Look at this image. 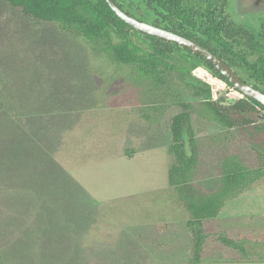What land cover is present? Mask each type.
<instances>
[{
  "label": "rangeland",
  "instance_id": "rangeland-1",
  "mask_svg": "<svg viewBox=\"0 0 264 264\" xmlns=\"http://www.w3.org/2000/svg\"><path fill=\"white\" fill-rule=\"evenodd\" d=\"M117 1L142 21L174 27L229 55L245 81L263 86L246 66L264 68V39L257 37L251 47L243 35H226L231 18L216 12L202 16L221 1L186 0L195 11L175 16L147 0ZM129 38L132 47L158 60L162 84L137 79L131 65L0 0V264H189V216L168 183L174 161L171 118L183 102L228 104L244 95L181 46L134 31ZM157 48L170 51L161 55ZM46 100L51 129L59 125L48 133V146L37 148L34 161L23 131L29 126L26 113L31 102ZM78 102L85 108L76 109ZM78 111L83 123H77ZM20 114L25 126L14 128ZM193 127L200 154L195 179L206 188L216 186L217 162L229 149L255 161L245 132L221 130L196 113ZM62 129L70 132L64 145ZM76 150L87 151L94 164L71 173V166L82 163L79 152L72 157ZM27 169L32 186L28 175H20ZM68 178L71 187L63 181ZM105 199L114 202L108 205L114 210L94 203ZM162 224L163 235L157 232ZM207 231L201 264H264V178L228 201ZM220 233L241 240L253 261L222 243Z\"/></svg>",
  "mask_w": 264,
  "mask_h": 264
},
{
  "label": "trees",
  "instance_id": "trees-1",
  "mask_svg": "<svg viewBox=\"0 0 264 264\" xmlns=\"http://www.w3.org/2000/svg\"><path fill=\"white\" fill-rule=\"evenodd\" d=\"M6 1L13 7L20 9L26 16L44 22L55 23L66 34L73 37L83 38L90 43L94 49L104 52L114 61L131 65L135 71V77L137 79L152 80L156 85L163 83V78L158 68V60L131 46L129 38L131 32H139L158 42L180 46L175 42L135 29L118 16L106 0ZM113 1H115V3L129 15L134 16L117 0ZM147 3L149 6H156L167 11L171 16L179 15L180 11H186L188 13L195 11L193 9V4H190L189 1L186 0H147ZM171 16L168 18L170 19ZM155 25L158 26L159 24ZM165 28L195 40L204 47L218 54L232 68L236 66L235 61L229 57V55L210 48L205 42H202L191 34L181 32L174 27ZM113 34L121 37L122 40L115 42L112 38ZM226 35L230 38H233L236 35H243L247 37L251 47H254L256 44L253 35L246 31H242L239 27L234 25V23H231V26L226 31ZM183 48L202 59L221 79L234 87L209 60L186 47ZM169 51L170 50L158 48L156 50V52L161 55ZM246 67L249 76L254 77L263 85L260 87L257 84H253V86L264 92V68L261 66H253L251 64H248ZM195 93L197 95L202 94L199 91H196ZM49 104L48 100L45 102H31L29 112L26 113L29 126L23 131H26V134L29 135L31 142V145L29 144V159H33L34 161H37V148L39 147L40 150H42L41 146L45 148L47 145L46 140H48V133L56 129V126L59 125L55 123V127L51 129L48 120L49 113L47 110ZM60 104L61 103H58V105ZM77 104L79 105L81 103L78 102ZM180 106L181 110L172 116L170 122V132L172 137L170 152L174 155V161L168 170V183L169 188H172L173 190L172 193H176L180 201L179 203L184 206V209L189 216L186 225L193 237L192 254L189 257V264H201L203 262L204 248L208 237V223L219 216L228 201L233 200L244 191L249 190L256 182L264 178V119L260 118L261 112L264 113V105L244 95V97L228 104H224L214 99H205L201 101L199 105L183 102ZM76 107L78 106L76 105ZM42 108H44L45 111H42ZM89 110L92 111V109ZM18 111L19 110H17L16 114L15 110V116H18ZM194 113L199 117L212 120L221 130H240L245 132L250 144V149L255 157V161L250 162L240 151L229 149L217 162V182L216 186L212 189L206 188L195 179L200 154L198 152L197 137L193 127ZM77 114L79 117L80 114ZM142 114L146 117V121L152 122L147 113L142 112ZM18 118V125L17 123H14L13 125L10 123V125L17 128L19 127V124H21V127L23 128L25 122L22 120V114H20ZM82 120L86 121L84 118H82ZM82 120H80V122L83 123ZM60 125L63 124L61 123ZM83 130H85V128ZM60 132H62L61 136L63 137L60 139L61 144L64 145L66 144L64 143L65 138L67 139L70 132L67 129L66 131L65 129H62ZM88 132L93 133L91 129H88ZM185 134L188 136V139H186ZM43 140H45V142ZM187 145H189L188 150ZM77 152H79L77 158L82 159V164L91 161L89 159L87 160L86 157L88 154L87 151L84 150H76V153L72 155L73 158L77 155ZM47 155L48 154H46V156ZM31 156H34L35 159ZM12 162H14V166L16 165V167H18L15 157L12 158ZM43 162L44 167L47 168L48 161L46 160ZM67 169L68 168H66V170ZM20 173L23 177L28 175L27 183L29 186H32L33 182L29 169H27V172L22 171ZM63 181L68 187H71L72 183L69 181V178L68 181ZM112 203L114 202L107 201L98 204L107 208L110 207L114 210L113 206H108ZM162 225L160 226L161 229L164 227V225ZM218 237L225 245L241 252L243 258H245L247 262L253 261L250 258L246 246L241 240L233 239L225 233H220Z\"/></svg>",
  "mask_w": 264,
  "mask_h": 264
},
{
  "label": "water",
  "instance_id": "water-1",
  "mask_svg": "<svg viewBox=\"0 0 264 264\" xmlns=\"http://www.w3.org/2000/svg\"><path fill=\"white\" fill-rule=\"evenodd\" d=\"M106 1L123 21H125L135 29L168 41L175 42L182 47H186L192 50L194 53L200 54L201 56L209 60L213 64V66L231 82L234 88L239 90L245 96L264 105V92L261 89H257L252 84L243 80L241 76L215 52L204 47L195 40L187 38L184 35L157 26L155 24L147 23L135 16L129 15L113 0Z\"/></svg>",
  "mask_w": 264,
  "mask_h": 264
},
{
  "label": "flooded vegetation",
  "instance_id": "flooded-vegetation-1",
  "mask_svg": "<svg viewBox=\"0 0 264 264\" xmlns=\"http://www.w3.org/2000/svg\"><path fill=\"white\" fill-rule=\"evenodd\" d=\"M219 1H221V3L217 10H212L207 7L202 16H208L209 12H216L218 15L231 18L234 25L239 27L242 31H246L253 35L254 41H257V37L264 39V0ZM249 18L255 19V22H253V24L251 22L248 23L246 20Z\"/></svg>",
  "mask_w": 264,
  "mask_h": 264
},
{
  "label": "crops",
  "instance_id": "crops-1",
  "mask_svg": "<svg viewBox=\"0 0 264 264\" xmlns=\"http://www.w3.org/2000/svg\"><path fill=\"white\" fill-rule=\"evenodd\" d=\"M77 106L78 107H76V109H78L79 110V108H84V106L83 105H81V104H77ZM77 113H79V111L77 112ZM82 120V119H81ZM83 121V120H82ZM77 123H80V118L78 117V121H77ZM113 158V157H112ZM109 159V158H108ZM111 159V158H110ZM96 162V161H95ZM91 164H94V162L93 161H91V162H89V163H86V164H75V165H73V166H71L70 167V169L69 170H71V173H72V170L73 169H79V168H81L82 169V167L84 168V167H86V166H89V165H91ZM75 175V174H74ZM72 176H73V174H72ZM73 179L79 184V186H81L82 187V185H81V183H80V181H79V179L77 178V176H73ZM79 181V182H78ZM140 194V193H139ZM137 195H138V192H137ZM127 196H124V197H122V196H120L119 197V199H122V198H126ZM107 201H112L111 199H105V200H101V201H95L94 200V203H102V202H107ZM152 228H154V227H152ZM161 230V231H160ZM157 232H158V234H161V235H163L165 232H166V230H164L163 231V229H161L160 227H158V230H157ZM162 232H163V234H162Z\"/></svg>",
  "mask_w": 264,
  "mask_h": 264
}]
</instances>
